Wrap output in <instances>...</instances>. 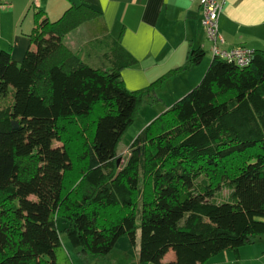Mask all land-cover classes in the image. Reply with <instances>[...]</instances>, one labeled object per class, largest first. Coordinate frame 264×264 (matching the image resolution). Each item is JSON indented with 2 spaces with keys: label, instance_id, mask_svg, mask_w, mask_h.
I'll return each mask as SVG.
<instances>
[{
  "label": "trees",
  "instance_id": "1",
  "mask_svg": "<svg viewBox=\"0 0 264 264\" xmlns=\"http://www.w3.org/2000/svg\"><path fill=\"white\" fill-rule=\"evenodd\" d=\"M36 16L20 61L0 49V264H72L59 218L79 255L106 256L124 235L134 246L139 233V264H203L264 234V50L247 66L213 56L119 164L118 143L138 109L159 100L176 72L129 91L120 72L129 63L93 67L62 41L94 10ZM110 47L105 53H118ZM203 58L191 50L187 64ZM68 123L81 125L78 158L88 161L78 182Z\"/></svg>",
  "mask_w": 264,
  "mask_h": 264
},
{
  "label": "crops",
  "instance_id": "2",
  "mask_svg": "<svg viewBox=\"0 0 264 264\" xmlns=\"http://www.w3.org/2000/svg\"><path fill=\"white\" fill-rule=\"evenodd\" d=\"M221 1L220 47L264 50V0ZM81 4L94 10L97 17L82 23L62 41L83 61L102 69L122 61L129 63L120 70L129 91L145 90L169 72H176L157 89L159 100L145 101L149 106L143 112V125L196 85L213 59L197 0H6L0 9V49L20 61L32 46L30 35L37 23L36 13L55 21L70 6ZM111 44L116 45L118 53L110 56L104 49H112ZM194 49H202L204 58L188 65L187 58ZM254 242L238 252L223 251L203 264H259L264 258V242Z\"/></svg>",
  "mask_w": 264,
  "mask_h": 264
},
{
  "label": "rangeland",
  "instance_id": "3",
  "mask_svg": "<svg viewBox=\"0 0 264 264\" xmlns=\"http://www.w3.org/2000/svg\"><path fill=\"white\" fill-rule=\"evenodd\" d=\"M76 44H80V40L76 42ZM195 85V84H194ZM192 85L189 90L194 86ZM187 90V91H189ZM186 91V92H187ZM185 92V93H186ZM146 102L141 105V107L138 109V114H136L135 119L133 123L128 127L124 135L122 136L120 142L118 143L117 150H118V157H119V164H122L124 162V159L128 155V147L130 146L131 142L134 140V138L137 136V134L142 130L143 126L146 125V122L144 125L142 124V117L144 109H147ZM151 107L157 108V105H150ZM145 115V114H144ZM143 125V126H142ZM68 132L64 134V142L70 147L71 152V158H72V174L71 176L75 175L76 182H78V171L81 172L82 168H84L86 165H88L87 160H80L78 158V154L81 152V125L68 123L67 124ZM57 145L60 144L59 142L56 143ZM237 160L231 161L233 163V167L237 165L239 162H236ZM230 162V163H231ZM73 185V184H72ZM142 190V188H141ZM223 194H226L227 191L223 190ZM141 193L139 194L138 198V206L140 204L141 199ZM64 222L61 218L57 220V226L60 231V239L61 242L67 250L68 256L70 260L72 261V264H139L138 263V247H139V233H137V239L135 242V245L132 246L129 238L124 235L121 236L116 244L114 249L106 256H92V255H79L76 251V249L71 245L69 242L67 235L65 232H63ZM255 242L263 243L264 242V234L257 236L254 239ZM254 242V243H255ZM259 246V245H258ZM260 250V248H259ZM262 250V249H261ZM174 257V253L171 251L166 254L165 258H163V261H168L170 258ZM166 259V260H165ZM260 259V258H259ZM144 264H152V263H144ZM259 264H264V258L260 259Z\"/></svg>",
  "mask_w": 264,
  "mask_h": 264
},
{
  "label": "built area",
  "instance_id": "4",
  "mask_svg": "<svg viewBox=\"0 0 264 264\" xmlns=\"http://www.w3.org/2000/svg\"><path fill=\"white\" fill-rule=\"evenodd\" d=\"M34 2L36 0H33ZM201 12V27L210 42L211 54L223 60L235 62L239 66H247L252 57V51L243 46L232 48L220 47L223 38L219 31V14L222 11L221 0H197ZM6 5V0H0V9Z\"/></svg>",
  "mask_w": 264,
  "mask_h": 264
},
{
  "label": "water",
  "instance_id": "5",
  "mask_svg": "<svg viewBox=\"0 0 264 264\" xmlns=\"http://www.w3.org/2000/svg\"><path fill=\"white\" fill-rule=\"evenodd\" d=\"M119 161V159L117 160V162Z\"/></svg>",
  "mask_w": 264,
  "mask_h": 264
}]
</instances>
